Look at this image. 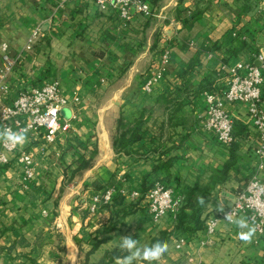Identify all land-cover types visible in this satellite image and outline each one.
Wrapping results in <instances>:
<instances>
[{
  "label": "crops",
  "instance_id": "1",
  "mask_svg": "<svg viewBox=\"0 0 264 264\" xmlns=\"http://www.w3.org/2000/svg\"><path fill=\"white\" fill-rule=\"evenodd\" d=\"M185 1L158 0L159 14L153 15L154 19L132 14L131 21L124 24L114 11L98 10L94 0H65L61 7L58 0H0V44L8 45L10 56L23 50L33 31H40L39 43L24 54L10 77L12 96L54 79L70 103L69 117L74 116L68 133L49 146L43 147L41 138L30 136L19 145L34 154L36 166L31 182H25L19 163L0 165V264H99L107 252L119 248L120 236L131 235L139 246H150L160 232L171 229V217L153 223L141 206L121 223H115L116 219L103 208L89 214L90 198L107 187L124 192L126 204L132 201L127 193L141 192L144 180L148 185L168 186L174 198L192 190L206 193L204 216L210 217L229 209L234 195L257 174L252 154L255 139L250 133L241 143L238 160L227 179H212L222 170L229 152L199 127L197 118L204 112V94L185 107L183 122L177 127H171L170 115L157 99L172 96L180 87L183 72L203 44L214 43L221 50L200 56V65L192 70V85L216 71L221 74L214 92H221L228 80L225 67L253 61L257 47L249 41L252 38L246 27L248 18H263L264 1L260 0L258 9L239 22L235 16L234 23L225 16L212 21L208 5L202 19L190 30L182 29L170 16L192 3ZM226 1L238 8L235 0ZM238 23H243L242 28L233 27ZM156 25L162 28L157 31ZM239 33L244 34L246 52L223 64L221 59L228 57L225 50L230 49ZM155 46L170 52V62L162 80L145 92L143 83L158 63L152 50ZM46 62L48 67L44 68ZM29 64L40 80L36 85L28 79ZM75 98L78 102L73 105ZM232 107H228L231 117L249 125L247 107ZM144 110H151L152 115H144L142 141L127 155L115 154L112 140L118 120L132 122ZM91 152L95 155L90 168L77 172ZM259 176L264 180V172ZM65 177L71 179L67 188ZM239 216L249 217L248 213ZM239 231L234 224L220 222L213 235L198 233L190 243L187 241L191 261L175 251L171 240L158 264H263L264 238L253 236L250 243H245L239 239ZM96 235L104 242L92 251L90 242ZM202 242L205 245L201 246ZM12 245L14 248L9 249Z\"/></svg>",
  "mask_w": 264,
  "mask_h": 264
},
{
  "label": "built area",
  "instance_id": "2",
  "mask_svg": "<svg viewBox=\"0 0 264 264\" xmlns=\"http://www.w3.org/2000/svg\"><path fill=\"white\" fill-rule=\"evenodd\" d=\"M64 2L65 0H58V7ZM94 3L100 11H114L124 24L131 21L132 14L144 18L153 16L148 0H94ZM39 37L40 31L36 29L16 56L9 55L6 43L0 44V128L8 127L13 131L26 128L27 137H39L43 140V147H47L57 137L68 133L74 120V116L68 119L62 116V111L70 103L64 98L60 83L51 79L37 86L21 89L15 96H12L10 87V77L16 65L23 61L25 53L31 52ZM157 61L143 83L142 90L145 92H150L152 86L164 77L170 62V52L163 50ZM224 71L228 74V80L223 90L204 94V112L197 118L199 127L212 134L219 146L229 148L234 137L233 119L228 107L245 105L255 139L252 153L256 159L257 174H253L234 195L230 209L220 210L206 221L205 235H213L220 222L232 225L225 219L226 213L233 212L236 216L248 213L257 225L254 236L259 239L264 234V180L259 176L264 172V40L253 54L252 62H237L225 67ZM77 102L78 99L75 98L72 104ZM13 161L22 166L25 182L32 181L36 166L34 154L20 149L19 145L0 143V165L4 167ZM118 192L126 195L120 190ZM115 193L116 189L110 186L93 195L87 206L88 213L93 215L99 208L110 204ZM127 195L132 201L144 197L148 216L153 223H158L164 217H174L180 207L181 199L174 198L172 190L161 183H154L143 195L135 191ZM172 243L175 251L191 261L192 257L186 252V239L178 237ZM202 245L205 243L202 242Z\"/></svg>",
  "mask_w": 264,
  "mask_h": 264
},
{
  "label": "trees",
  "instance_id": "3",
  "mask_svg": "<svg viewBox=\"0 0 264 264\" xmlns=\"http://www.w3.org/2000/svg\"><path fill=\"white\" fill-rule=\"evenodd\" d=\"M185 0H178L179 4H182ZM192 3L189 7L184 8L182 10L176 9L174 11V21L179 23L182 29L190 30L196 22L202 19L203 15L206 12L207 6L211 3L207 0L204 3H201L199 0H190ZM151 9L157 5L158 0H148ZM238 8H236L235 16L236 21L239 22L242 18H245L254 13L256 9L259 7L260 0H235L234 1ZM240 4V5H239ZM257 14H255L256 16ZM263 17V15H262ZM243 33H239L235 40L232 41V46L230 49L225 50V53L228 54V57H223L221 62L223 64H228L229 59H237L239 55L243 52H246L247 44L242 41ZM251 44V43H250ZM221 47L216 44L209 45H201L197 50L195 56L193 57L191 63L188 65L186 70L182 75V84L180 87H177L174 90L172 96H161L157 99V104L161 107H164V110L167 112V115H170V123L171 127L180 126L183 122V115H185V107L190 106L192 104V100L195 99L200 94L206 93H214V86L220 78V74L216 71L209 73L207 76L202 78L197 85H192L193 77L192 70L195 67L200 65V56L202 54H218L220 52ZM161 50L157 51L154 55V58L158 59L161 55ZM256 52V50H255ZM244 54V53H243ZM249 62H252L251 60ZM54 80V79H52ZM232 107V106H231ZM233 108V107H232ZM152 111H142L140 116L132 122H126L122 118H120L117 122V132L112 140V148L115 154H124L127 155L132 148L142 141L144 136V126L146 124V120L144 121V115H152ZM233 119V118H232ZM251 125H244L239 121H235L233 119V137L234 142L229 148H226L229 152V157L227 162L224 164L221 171H218L212 179L224 181L227 179L229 175L230 169L233 167L235 162L238 160V156L236 155L242 146V142L248 139V136L253 131L251 130ZM251 131V132H250ZM186 138L183 137L184 141ZM257 140V139H256ZM250 151V150H249ZM90 157H88L87 161L82 162L78 168L77 172H83L90 168V162L95 152L90 153ZM253 154V153H252ZM254 158V156H253ZM5 167V166H4ZM168 168L166 167V170ZM76 171V170H75ZM31 182V181H30ZM153 184H147L146 180L143 182V187L141 190L142 195L152 186ZM166 186V185H165ZM113 187V186H112ZM168 187V186H166ZM116 193L112 197L110 204L102 207L107 210L110 217L113 216L116 221L115 223H121L124 218L127 216L138 212L139 207L145 208L147 210V203L144 200V197L141 196L137 201H131V203L126 204L125 197L126 195L120 194L119 188L115 187ZM169 188V187H168ZM106 189V188H105ZM102 189L101 191L105 190ZM100 191V192H101ZM195 190H192L188 193H185L183 197H180V207L177 214L173 219L171 229L168 231L160 232L157 240L155 241H167L168 244L170 241L183 237L190 243V240L195 238V235L198 233L205 234L206 221L213 217L204 216L205 206L207 204L206 193H195ZM203 199V203L200 202V199ZM151 220V219H150ZM113 228L109 229L112 230ZM264 234L259 239H263ZM104 241L98 239V235L92 239L91 247L92 251L95 250L98 246H100ZM187 243V244H188ZM15 245H12L9 249L14 248ZM179 253V252H177ZM180 254V253H179ZM124 255L119 248H115L112 251L107 252L104 255L103 260L99 264H111L115 261L117 256ZM147 264V262H144ZM158 264V262H157ZM242 264H250L247 262H243ZM263 264H264V250H263Z\"/></svg>",
  "mask_w": 264,
  "mask_h": 264
},
{
  "label": "clouds",
  "instance_id": "4",
  "mask_svg": "<svg viewBox=\"0 0 264 264\" xmlns=\"http://www.w3.org/2000/svg\"><path fill=\"white\" fill-rule=\"evenodd\" d=\"M27 132L26 128L18 131H13L8 127L0 128V143L22 146L27 141ZM200 202L203 203L202 198ZM225 219L240 230L238 236L241 241L251 242L257 232V225L251 217L236 216L235 213L228 212L225 214ZM118 247L124 255L117 256L115 264H144V262L157 264L169 250L167 241L158 240L150 246H139L138 240L131 235L120 236Z\"/></svg>",
  "mask_w": 264,
  "mask_h": 264
},
{
  "label": "rangeland",
  "instance_id": "5",
  "mask_svg": "<svg viewBox=\"0 0 264 264\" xmlns=\"http://www.w3.org/2000/svg\"><path fill=\"white\" fill-rule=\"evenodd\" d=\"M178 0H175V2H177ZM188 1V0H187ZM197 1V0H196ZM201 3H204V2H206L207 0H199ZM211 3L209 4V12L210 13H208L210 16V18L212 19V21H214V17H222V16H225V18H227L228 20H230V19H232V22L234 23L235 22V8H233L232 6H230V5H232L230 2H227L226 0H209ZM217 1H219L218 3H217ZM262 1H264V0H262ZM186 2V1H185ZM158 3V2H157ZM217 3V4H216ZM216 6H218V7H216ZM172 7V6H171ZM215 7V8H214ZM173 9V8H172ZM159 9H158V7H157V5L153 8V15L155 16V15H158L159 14ZM165 13H163V15H164ZM169 14H170V12H169ZM154 16H152V17H149V18H144V17H142L141 19H144V20H147V19H149V20H151V19H154ZM170 16H173L174 17V14L173 13H171L170 14ZM140 19V20H141ZM137 23H139V22H137ZM145 22H143V24H144ZM247 24H248V26L249 27H246V28H248L247 30H246V33H247V35H248V37H251L252 39H250L249 41H252L253 42V45L255 46V47H260L261 46V44H262V42H263V40H264V16H263V18L261 19V18H256V17H250V18H248V22H247ZM138 25H140V24H138ZM242 25H243V23H238L237 25H233V27H235V28H242ZM213 26H214V24H213ZM156 28H157V31H158V29H160V28H162L161 27V25H156ZM229 33H230V31H229ZM160 35V33L158 34V36ZM234 35V34H233ZM246 35V36H247ZM228 36L230 37V34H228ZM232 37V36H231ZM235 37V36H234ZM230 39V38H229ZM39 43V40H38V42L35 44V46L37 45ZM152 50H154V52L156 53L157 51H159L158 50V46L156 47L155 46V48L154 49H152ZM31 57L32 58H36V56H34L33 54H31ZM48 62V61H47ZM47 62L45 63V65H44V68L45 67H48V65H47ZM43 63H39V65H42ZM39 65H38V67H39ZM27 67H28V69H27V71L29 72V75L30 76H28L29 78V80H30V82L32 83V84H37V83H39L40 82V80H38L37 78H36V76L35 75H33V70L31 69V67H33V65L31 66V64H29V65H26ZM226 73V72H225ZM68 110L67 109H64L63 111H62V116H63V118H68L69 117V112H67ZM22 149V148H21ZM22 150H24V149H22ZM67 178L65 177V179L63 180V183H64V186H66V188L68 187V186H70L71 185V179L70 180H68L67 182ZM173 193V192H172ZM181 254V253H180ZM182 255V254H181ZM183 256V255H182Z\"/></svg>",
  "mask_w": 264,
  "mask_h": 264
},
{
  "label": "water",
  "instance_id": "6",
  "mask_svg": "<svg viewBox=\"0 0 264 264\" xmlns=\"http://www.w3.org/2000/svg\"><path fill=\"white\" fill-rule=\"evenodd\" d=\"M45 26V25H44ZM46 27V26H45ZM45 28L43 27V29L42 30H44ZM256 65H257V63H256ZM233 204V203H232ZM232 204L231 205H229V209L232 207Z\"/></svg>",
  "mask_w": 264,
  "mask_h": 264
}]
</instances>
